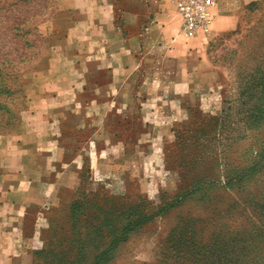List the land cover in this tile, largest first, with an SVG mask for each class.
Instances as JSON below:
<instances>
[{"label":"rangeland","instance_id":"obj_1","mask_svg":"<svg viewBox=\"0 0 264 264\" xmlns=\"http://www.w3.org/2000/svg\"><path fill=\"white\" fill-rule=\"evenodd\" d=\"M56 11L0 0V173L27 155L40 182L31 264H264V0H218L233 22L207 43L210 75L178 95L166 82L162 99L66 115L25 93L42 95L46 78H29Z\"/></svg>","mask_w":264,"mask_h":264},{"label":"crops","instance_id":"obj_2","mask_svg":"<svg viewBox=\"0 0 264 264\" xmlns=\"http://www.w3.org/2000/svg\"><path fill=\"white\" fill-rule=\"evenodd\" d=\"M217 7L208 30L188 38L179 30L171 0H57L56 14L46 25L52 55L29 78L36 84L46 78L42 95L29 90L26 81L25 93L31 103L46 99L45 112L53 115L96 113L121 96L127 107L140 94L162 99L159 90L166 82L178 95L199 76L210 75L198 70L207 43L233 22ZM42 153L56 160L54 150ZM3 158L0 167L9 164ZM22 159L12 160L16 171L0 173V264H31L22 229L42 189L27 172V155Z\"/></svg>","mask_w":264,"mask_h":264},{"label":"built area","instance_id":"obj_3","mask_svg":"<svg viewBox=\"0 0 264 264\" xmlns=\"http://www.w3.org/2000/svg\"><path fill=\"white\" fill-rule=\"evenodd\" d=\"M178 15L179 30L184 37L205 33L213 22L218 0H171Z\"/></svg>","mask_w":264,"mask_h":264},{"label":"trees","instance_id":"obj_4","mask_svg":"<svg viewBox=\"0 0 264 264\" xmlns=\"http://www.w3.org/2000/svg\"><path fill=\"white\" fill-rule=\"evenodd\" d=\"M261 91H264V85H263V87H262V90ZM261 149H262V153H261V159H262V161H263V165H264V143H263V145H262V147H261ZM260 156V155H259ZM253 172V171H252ZM254 173V172H253ZM264 205V204H263ZM263 210H264V207H263Z\"/></svg>","mask_w":264,"mask_h":264}]
</instances>
